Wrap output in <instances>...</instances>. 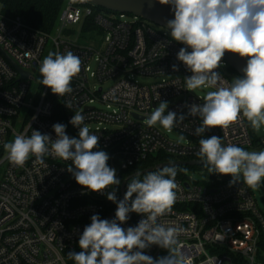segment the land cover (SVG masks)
<instances>
[{"label":"built area","instance_id":"obj_1","mask_svg":"<svg viewBox=\"0 0 264 264\" xmlns=\"http://www.w3.org/2000/svg\"><path fill=\"white\" fill-rule=\"evenodd\" d=\"M181 47L136 15L85 0H64L49 32L0 12V264H67L65 253L82 234L84 219L101 213L109 201L106 194L77 184L67 171L70 160L46 154L44 164L35 156L22 167L12 164L4 145L17 135L38 130L54 140L52 126L62 123L70 137H78L79 129L69 121L80 113L85 118L81 126L99 136V150L108 153V164L116 170L159 153L172 160L201 159L199 140L212 135L220 136L225 146L253 144L246 118L194 133L202 121L187 116L188 106L204 100L186 89L185 77L192 73L177 60ZM68 51L81 58V71L71 81L72 92L59 97L39 83V68L50 52ZM173 64L178 71L172 70ZM225 66L223 60L217 71L230 84ZM160 73L170 76L152 84L134 79ZM111 78L115 82L104 88L103 82ZM169 98L175 101L167 110L186 119L171 131L159 123L149 127L146 120L158 102ZM256 145L264 146V137ZM231 179L175 178V202L159 220L181 229L178 247L186 264H206L210 257L216 264H264V214L242 176L229 186ZM141 218L132 213L121 226H135ZM162 250L154 245L144 251L155 258Z\"/></svg>","mask_w":264,"mask_h":264},{"label":"clouds","instance_id":"obj_2","mask_svg":"<svg viewBox=\"0 0 264 264\" xmlns=\"http://www.w3.org/2000/svg\"><path fill=\"white\" fill-rule=\"evenodd\" d=\"M149 6L152 0H148ZM170 6L174 18L168 19L171 38L183 44L177 53L192 74L185 77L186 89L215 88L207 91L202 104L188 106L187 116L199 117L201 125L194 133L201 135L216 127H228L246 118L254 130L264 126V0H159ZM3 27V26H2ZM190 49V51H189ZM226 53L246 60L242 76L229 84L217 71ZM81 58L68 51L65 54L50 52L42 61L39 81L57 96L72 92L71 81L81 71ZM173 71L179 66L173 64ZM159 97V94H158ZM66 107H70L67 105ZM168 102L162 101L147 118L149 127L157 123L171 131L186 119L185 114L168 111ZM84 116L77 113L69 123L78 128V137L66 133V125L54 124L56 138L33 130L31 136L17 135L4 145L9 161L22 167L30 156L44 164L46 154L71 161L67 168L77 184L90 192L106 194L116 204L115 217L102 219L91 216L78 239L80 251H70L69 259L75 264H186L187 257L178 247L181 229L161 223L176 199L175 166H165L140 173L127 183L123 199L116 190L121 180L116 169L109 166L107 152L99 150V136L90 134ZM49 144L51 148H49ZM197 155L209 173L230 175L229 186L243 183L256 189L264 182V149L248 151L243 147L223 145L220 136L212 135L199 140ZM136 213L142 218L135 226L121 225ZM167 250V255L153 257L144 250L152 246ZM206 264H216L209 258Z\"/></svg>","mask_w":264,"mask_h":264},{"label":"trees","instance_id":"obj_3","mask_svg":"<svg viewBox=\"0 0 264 264\" xmlns=\"http://www.w3.org/2000/svg\"><path fill=\"white\" fill-rule=\"evenodd\" d=\"M63 3L64 0H0V12L6 16H20L24 20V22L29 26L43 32H49L57 19L59 10L63 5ZM231 70L234 71L232 68ZM171 160H172L171 157L160 153L155 156L153 155L147 156L145 159L128 167L127 169L124 170L117 169L116 170L117 177L121 181L128 176H131L130 177L131 179L132 177L136 176L137 172L147 167ZM176 169H177V175L175 178H182L184 176L185 170L207 169V168L204 165H201V166H177ZM157 170L159 169L153 171H157ZM130 179H128V181H130ZM128 181L126 182L124 187V194L126 192ZM119 187L120 185L112 186V191L116 190V195L118 199H119ZM115 206L116 204L111 201L104 202L103 211L99 213V216L102 219H104L114 209ZM131 215L132 213H130V217ZM90 218L91 217L84 219L86 225H89L91 223ZM70 251H77V252L80 251L78 246V240L73 245V247L68 249L65 253L67 256V264H75V262L69 259L68 257V253Z\"/></svg>","mask_w":264,"mask_h":264},{"label":"water","instance_id":"obj_4","mask_svg":"<svg viewBox=\"0 0 264 264\" xmlns=\"http://www.w3.org/2000/svg\"><path fill=\"white\" fill-rule=\"evenodd\" d=\"M98 7L104 8L113 12L128 13L136 15L146 21L167 28L166 22L168 19L174 18L173 13L170 11V6L160 4L159 0H152V5L149 6L148 0H85ZM168 29V28H167ZM5 55V54H4ZM6 56V55H5ZM6 58L16 66L7 56ZM223 60L240 76L243 75L242 68L246 65V60L239 56L226 53ZM25 75V74H24ZM264 149V146L256 147V150ZM203 165L201 159H190V160H171L167 162H161L153 166L147 167L137 173L145 174L156 169H161L165 166H201ZM136 173V174H137ZM131 176L124 178L121 181L119 187V199L124 197V187L128 179ZM116 207L104 218L111 220L115 216Z\"/></svg>","mask_w":264,"mask_h":264},{"label":"rangeland","instance_id":"obj_5","mask_svg":"<svg viewBox=\"0 0 264 264\" xmlns=\"http://www.w3.org/2000/svg\"><path fill=\"white\" fill-rule=\"evenodd\" d=\"M127 18L131 19V17H128V16H127ZM148 23L156 31H158L160 33H164L165 35H167L168 37L171 38V36L169 34L170 33L169 29H167V28H165L163 26L154 24V23L149 22V21H148ZM223 73L228 77L230 82L233 81V78L240 76L238 73L232 71L231 67H228V66H225L223 68ZM169 76H170L169 73H160V74H155L153 76L134 75V79H136L141 84H152V83L159 82L162 79L168 78ZM115 80L116 79L111 78V79H108V80L104 81L103 82V87L104 88L109 87L110 85H112L115 82ZM211 90L212 89H210V88H203L202 87V88H197V89L191 90V93L194 94V95H200V96L204 97L206 95L207 91H211ZM163 101L168 102V107H169L175 100H174V98H169V99H166V100H163ZM160 102H162V101H160ZM160 102H158V104ZM158 104H157V106H158ZM249 126H250V129L252 130V133L254 135L253 144L251 146H247V147H243V148L245 150H248V151H253V150H256V147H257L256 144L259 141V139L264 137V126H262L260 128V130H258V131L254 130L251 127L250 123H249ZM170 138L178 140V141H182L183 140V138L181 136H177V135H173V134H170ZM145 174H147V173H145ZM145 174H141L139 178L143 179V175H145ZM224 176L225 175H220V174H216V173H209L208 169H188V170H185L183 177H190L193 180L202 182V181H207L208 179L213 178V177H215L217 179H221ZM262 183H264V182H262ZM262 183H261L260 187H258L256 189H252V188H250V189H251L252 193L254 194L258 210L262 214H264V186H262L264 184H262ZM163 255H167V251L166 250H162L159 256H163Z\"/></svg>","mask_w":264,"mask_h":264}]
</instances>
